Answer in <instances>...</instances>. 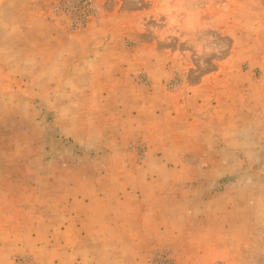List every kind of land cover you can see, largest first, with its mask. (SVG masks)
Segmentation results:
<instances>
[{"label": "rangeland", "instance_id": "374dc122", "mask_svg": "<svg viewBox=\"0 0 264 264\" xmlns=\"http://www.w3.org/2000/svg\"><path fill=\"white\" fill-rule=\"evenodd\" d=\"M252 56L264 0H0V264H264Z\"/></svg>", "mask_w": 264, "mask_h": 264}, {"label": "crops", "instance_id": "0c3cea01", "mask_svg": "<svg viewBox=\"0 0 264 264\" xmlns=\"http://www.w3.org/2000/svg\"><path fill=\"white\" fill-rule=\"evenodd\" d=\"M251 59H254L255 63L262 64L264 62V57L261 56L262 59H256L255 56L250 57ZM252 66H257V64H252ZM264 89V88H263Z\"/></svg>", "mask_w": 264, "mask_h": 264}]
</instances>
